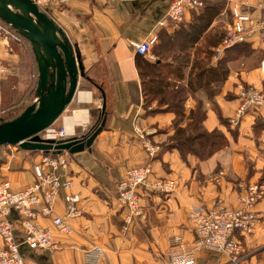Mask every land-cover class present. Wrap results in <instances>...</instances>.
<instances>
[{
    "label": "crops",
    "instance_id": "0c3cea01",
    "mask_svg": "<svg viewBox=\"0 0 264 264\" xmlns=\"http://www.w3.org/2000/svg\"><path fill=\"white\" fill-rule=\"evenodd\" d=\"M170 1L64 0L51 9L48 17L61 28L69 45L79 51L80 58L81 55L88 59L108 55L114 76L107 85H101L106 97L104 111L101 110V96L97 102L91 91L76 90L73 99L76 105L71 107L69 103L55 120L59 128H65L68 138L89 135L102 119L104 124L88 148L68 153L67 166L58 171L62 179L70 181V191L78 195L77 206L82 214L68 219L71 227L68 235L54 232L58 250L48 252L22 246L25 264H86L83 250L93 245L103 249L96 264H170L171 238L180 235L184 240H191L193 237L187 219L190 207L210 205L214 199L236 207V184L264 178V107L249 108L233 122L241 104L235 85L242 81L261 87L264 82V70L260 68L264 61V39L251 36L243 44L244 49L227 61L228 73L218 87L212 82L211 87L200 88L185 100L186 115L195 103H199L204 112L203 130L218 131L226 138V145L210 156L200 159L193 153L182 154L170 147L174 112L165 105L145 108L142 93L145 74L141 64L150 62L151 54H135L130 42L158 37L161 31L172 34L178 28L173 23L158 24ZM232 1L225 0L227 10ZM192 15V11L187 12L184 22H189ZM226 23L224 21V25ZM213 25L214 22L205 34ZM203 38L204 34L199 43ZM1 44V56L9 65L10 74H14L19 57L9 50L6 40ZM230 51L232 49L228 48V53ZM216 59L212 55L210 63L214 65ZM6 77L0 76V113ZM86 94L88 99L84 98ZM77 112L80 119L67 127L68 120ZM135 127L148 132V138L158 147L153 157L141 145ZM21 151L25 153L7 155L0 163L13 190L33 182L32 165L39 158L38 155L34 161L29 157L36 150L21 148ZM150 161L156 175L174 178L177 187L169 194L144 190L141 199L144 217L123 229L121 213L115 204V184L126 169ZM220 171L223 176L218 175ZM63 193L56 200L58 214L65 211ZM256 211L261 217L254 232L237 235L248 254V264H264V199L256 205ZM17 218L12 215V219ZM40 222L50 225L49 219H40ZM14 231L19 238L21 227L17 221ZM196 264L228 263L226 255L203 250L197 254Z\"/></svg>",
    "mask_w": 264,
    "mask_h": 264
},
{
    "label": "built area",
    "instance_id": "2783aa9c",
    "mask_svg": "<svg viewBox=\"0 0 264 264\" xmlns=\"http://www.w3.org/2000/svg\"><path fill=\"white\" fill-rule=\"evenodd\" d=\"M63 1L33 2L40 8ZM201 7L203 0H171L158 24L177 25L184 21L187 12L198 11ZM229 9L231 20L214 50L215 58L253 35L264 39V0H256L255 3L251 0H234ZM2 40L5 38L1 37L0 25V76H6L10 67L1 56ZM156 40L157 36H153L130 44L135 54L146 56L151 54ZM260 68L264 70V61ZM235 90L241 104L233 119L234 123L247 109L264 107V82L261 87H256L240 81L235 85ZM44 131L41 137L45 139L58 141L68 138L63 127L58 129L49 126ZM135 131L148 155L154 156L158 147L151 143L148 132L144 133L138 127H135ZM68 155L67 151H39V158L32 165L33 182L18 190L12 189L0 165V264H25L22 246L54 252L59 249L54 232L61 235L71 232L68 219L80 216L82 211L77 206L78 195L70 191V181L62 179L58 172L67 166ZM175 187L173 179L157 176L150 163L126 169L124 176L115 184V204L121 213L122 228L127 229L144 217L141 204L144 190L169 194ZM238 188L236 207L216 199L210 205L189 208L188 220L193 240L184 241L178 235L172 238L170 264H196L197 254L203 250L226 255L228 264H248V254L237 235L246 236L254 231L261 217L256 211V205L264 199V182H241ZM62 192L65 211L64 214H58L56 200ZM12 215L18 218L12 219ZM44 218L49 219L50 225L40 222ZM16 221L21 227L19 238L14 231ZM83 253L86 264H96L103 255V249L93 245L83 250Z\"/></svg>",
    "mask_w": 264,
    "mask_h": 264
},
{
    "label": "water",
    "instance_id": "95a60500",
    "mask_svg": "<svg viewBox=\"0 0 264 264\" xmlns=\"http://www.w3.org/2000/svg\"><path fill=\"white\" fill-rule=\"evenodd\" d=\"M0 20L16 29L32 45L38 68L37 103L17 118L0 123V145L26 150L79 152L88 148L101 131L104 119L89 135L54 141L40 133L61 116L76 94L84 68L77 49L69 45L63 31L31 0H0ZM105 108V92L97 84Z\"/></svg>",
    "mask_w": 264,
    "mask_h": 264
},
{
    "label": "trees",
    "instance_id": "16d2710c",
    "mask_svg": "<svg viewBox=\"0 0 264 264\" xmlns=\"http://www.w3.org/2000/svg\"><path fill=\"white\" fill-rule=\"evenodd\" d=\"M205 0H203V7L197 12H193V19L186 22L184 26H179L173 31L172 34H168L166 31H161L158 34L157 40L153 47V53L157 52L156 59L153 62L144 61L147 63L148 79H142V93L144 106L146 104V97L148 94L152 99L161 103L160 97L169 96V99H165V108L174 112L175 117L179 118L174 123V134L172 140L169 143L170 147L177 148L180 153L184 154L190 152L195 154L198 158L203 159L210 156L217 150L223 148L227 141L224 135L218 131L207 132L202 128V120L204 118V112L201 105L198 103L197 107L195 103L189 110L187 115V121L185 127L182 126L180 120L186 115L185 112V100L188 96L194 95L200 88H209L213 82L215 87H218L224 80L228 73L227 61L238 50L244 49V42H241L234 47L226 49L223 54L216 59L214 65L210 63V59L214 54L216 46L219 44L223 35V31L219 36L215 38H206L204 47H199V39L202 35H205L207 28L210 26L215 16L219 12L218 7L214 5L204 6ZM195 14H198L194 16ZM230 14V9H229ZM231 20V14H230ZM182 23V22H181ZM189 50H193L194 56L196 51L203 52L204 59L208 61L205 65H201L198 55L196 59L191 63ZM227 51V52H226ZM161 52V53H159ZM165 52H177L172 60H167ZM199 52V53H200ZM160 54L159 56H157ZM177 62V63H176ZM191 63L188 73H184V69ZM160 99V100H159ZM196 107V109H195ZM183 119V118H182ZM187 136L180 137L186 131ZM194 131V132H193ZM179 137V138H178Z\"/></svg>",
    "mask_w": 264,
    "mask_h": 264
},
{
    "label": "rangeland",
    "instance_id": "374dc122",
    "mask_svg": "<svg viewBox=\"0 0 264 264\" xmlns=\"http://www.w3.org/2000/svg\"><path fill=\"white\" fill-rule=\"evenodd\" d=\"M31 1H34V0H31ZM214 4H216L215 6H219L218 7L219 12L217 13L214 20L212 21V22H214L213 27L211 29H209V31L204 35V38L200 40L199 47H204L205 42H203V41H206V38L210 39L212 37L215 38V37L219 36V34L222 31L224 32L225 26L230 23V14H229V10L226 9L225 0H205L204 6L205 5L206 6L214 5ZM54 6L55 5H50L49 7L42 6V7H40V10L43 11L47 16H49V14L51 16L50 12ZM196 15H198V14H195L194 16H196ZM191 18L193 19V16ZM224 21L227 22L225 25H224ZM185 23L186 22L183 21L182 23L179 24V26H184V25H186ZM0 25H1V37L5 38V40L7 41L9 50L11 52L15 53L16 55H18V57H19L18 69L15 71L14 74L13 73L10 74V72H9V74L7 75V77L5 79V83L3 84V88H2L3 91L2 92H3L4 103L2 105L3 111H2V113H0V123H2V122L9 121V120H12V119L19 117L25 111V109H27L31 104L37 103L38 98L36 96V88H37V84H38V68H37V63H36V59H35V55H34V49L31 45V43L23 35H21L16 29L12 28L10 25L4 23L1 20H0ZM184 27H186V26H184ZM156 43L153 44V47ZM153 47H152V50H153ZM72 49L74 50V47H72ZM152 50H151V58L149 60L150 62L154 61V59L156 57L155 54L157 53L155 51V54H154ZM189 52H190V55H192V57H190L191 63L196 59L197 54H199L198 58H199L201 65H205L208 62L203 58L204 57V55L202 54L203 52H200L199 50H197L195 56H194L193 50H189ZM159 53H161V52H159ZM167 53H169V52H165L163 54H165V57L168 56L167 57L168 61L170 59L172 60V58H174L175 55H180V54H177V52H171L170 54H167ZM159 55L160 54H158L157 56H159ZM81 62L84 66V76L79 77L77 90L78 91H81V90L82 91H85V90L91 91L93 93L94 98L97 99V102H98L99 101L98 98H100V96H101L100 91L94 85H92V83H95L101 87V85L103 83L107 85L110 82V79L114 76V67H113L111 58L108 55H106V56H99L98 58L88 59V58H85L83 55H81ZM191 63L188 64V66L184 69V73L189 72ZM141 65H142V71L145 74L144 79H148L149 78L148 72H147L149 69L147 67L148 65H147V63H145V64L142 63ZM90 82H92V83H90ZM165 97L166 98L160 97L161 100L160 99L159 100L161 101V103H159L157 100L152 99V97L148 94V96L146 97V101H145L146 102L145 108L149 110L151 108H155L156 106H161L160 104H162V103L165 104L164 100L170 98L167 95H165ZM73 99H74V97H73ZM73 99L71 100V102L69 104V106H71V107L76 105L75 104L76 102H75V100L73 101ZM197 105H198V103L196 104V107H197ZM71 107H70V109H68L66 111L67 113L70 112ZM196 107H195V109H196ZM187 115L182 117L183 119L182 118L180 119V120H182V122H181L182 126H176L177 128L178 127H185L184 122H188L187 121ZM177 119H179V118L175 117L173 119V125L175 124L174 122L177 121ZM59 126L60 125H59L58 121L52 124V127H54V128H59ZM185 129H186L185 133L183 135H181L180 137H185V136L189 135L186 133V132H188L187 127ZM44 132L45 131H42L40 133V136H43ZM170 138H172V137H170ZM171 140L172 139H169V141H171ZM140 143H141V141H140ZM154 146H156V145H154ZM24 153L25 152L21 151V148L19 146H13L10 144L0 145V163L2 161H4V159H6L7 155L17 154L19 156V155H23ZM38 155H39V151H34V152H31L29 157L32 156L34 161H36L38 158ZM151 157H153V156H151ZM148 163H150L152 165L151 161ZM152 168H153V165H152ZM153 172H154V169H153ZM218 175L223 176L224 173L222 171H220L218 173ZM166 178L173 179L175 186L177 187V182L174 178H171V177H166ZM258 181L264 182V178L262 180L260 179ZM254 182H256V181H254ZM239 183H241V182H239ZM246 183H249V182H246ZM250 183H253V182H250ZM238 184H236V196L239 192ZM176 187H175V189H176ZM236 196H235V201H236ZM214 200H216V199H214ZM217 200H220L224 204H227L221 199H217ZM141 204H142V202H141ZM204 206H206V205H204ZM142 207H143V211H144V206L142 205ZM144 214H145V212H144ZM187 219H188V212H187ZM188 222H189V220H188ZM189 226H190V223H189ZM190 230H191V227H190ZM191 233H192V230H191ZM251 234H249V235H251ZM174 236H176V235H174ZM178 236H180V235H178ZM192 236H193V234H192ZM172 238H171V240H172ZM171 240H170V243H171ZM192 240H193V237L191 240H184V241H192ZM168 253H171L170 245L168 248ZM247 260L249 261L248 257H247ZM169 262H170V260H169Z\"/></svg>",
    "mask_w": 264,
    "mask_h": 264
},
{
    "label": "bare ground",
    "instance_id": "6f19581e",
    "mask_svg": "<svg viewBox=\"0 0 264 264\" xmlns=\"http://www.w3.org/2000/svg\"><path fill=\"white\" fill-rule=\"evenodd\" d=\"M84 96H85V95H84ZM84 98L88 99V95L86 94V96H85ZM81 113H82V112H81ZM78 119H80V114H79V112L75 113L74 116L68 120V122H67V124H66L67 127H70L71 123H72L73 121L78 120Z\"/></svg>",
    "mask_w": 264,
    "mask_h": 264
}]
</instances>
